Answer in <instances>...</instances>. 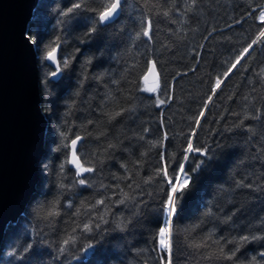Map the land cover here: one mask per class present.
Here are the masks:
<instances>
[{"label": "trees", "instance_id": "obj_1", "mask_svg": "<svg viewBox=\"0 0 264 264\" xmlns=\"http://www.w3.org/2000/svg\"><path fill=\"white\" fill-rule=\"evenodd\" d=\"M74 3L84 6L62 15ZM109 3L39 0L34 10L28 34L46 149L37 189L6 229L0 264H167L158 232L170 186L156 173L165 165L169 176L178 172L189 139L208 155L188 154L192 181L172 219L171 264H187V248L192 264H264V37L223 75L264 29V0H122L119 16L100 23ZM149 19L150 38L142 34ZM57 38L62 72L52 77L45 56ZM153 61L160 88L148 92L143 77ZM76 136L81 162L95 169L81 177L67 162ZM53 204L59 215L48 216Z\"/></svg>", "mask_w": 264, "mask_h": 264}, {"label": "water", "instance_id": "obj_2", "mask_svg": "<svg viewBox=\"0 0 264 264\" xmlns=\"http://www.w3.org/2000/svg\"><path fill=\"white\" fill-rule=\"evenodd\" d=\"M38 2L0 0V247L8 225L24 215L37 189L46 149L48 118L41 107L38 52L25 39ZM71 151L70 145L69 160Z\"/></svg>", "mask_w": 264, "mask_h": 264}, {"label": "snow or ice", "instance_id": "obj_3", "mask_svg": "<svg viewBox=\"0 0 264 264\" xmlns=\"http://www.w3.org/2000/svg\"><path fill=\"white\" fill-rule=\"evenodd\" d=\"M121 2L122 0H111V3H109L107 6H105L103 8V11L98 12V21L100 23H106L110 20H112L119 12L120 7H121ZM193 3H195V0H193ZM84 5L83 3H74L72 4L71 7H69L67 9L66 12H63L62 15L67 16L71 13H74L77 9L82 8ZM259 7V6H258ZM165 15H167V13H165ZM257 19L264 24V8H259V14L257 16ZM96 29L95 28H91L89 29V32H94ZM150 33H151V20L149 19L146 22V27L143 29L142 34L144 36H147L150 38ZM141 35V33H137V36L139 37ZM259 37H264V29H261V31L259 32ZM25 39H27L29 42L31 43H36V41H33L30 35H26ZM258 40H253L251 44L248 45L247 48H245L243 50V52L241 53V55L239 57H237L236 62L233 63L231 65V67L228 69L227 72H225L223 75L224 77H228V75L233 71V69H235L237 67L238 64H240L241 59L244 57L245 54L249 53V49H251L253 47L254 44H257ZM59 48V43H58V38H57V42H56V47L51 48V50L46 52V56L45 59L52 61L55 64V71L51 72L50 75L52 77H57L58 75L61 74L62 72V68L60 65V62L57 59V51ZM69 61L68 60H64L63 61V65L66 68L68 66ZM149 77H151V86H147L149 83ZM146 87H145V91L148 92H156L159 88H160V80H159V75L156 71V63L150 62V66L147 69V73L144 75L143 77ZM223 83V80L221 78H217L215 81V86L212 89V93L213 95H215L217 89H219L221 87ZM209 102H211L212 100V96H209L208 98ZM157 103L158 104H163L165 103L164 100H160L159 98H157ZM205 110L207 109V104L204 105ZM204 111L200 112V117L204 116ZM116 116L120 115L119 112L115 113ZM114 118V117H112ZM197 126H199V119H197L196 121ZM61 136H63V138L65 140L68 139V136L64 133H61ZM166 136V134H165ZM82 138L80 136H76L74 139H72L70 141V145H71V159L69 161H67L68 163H70L71 165L74 166L75 168V176L76 177H81L84 173H91L93 172L95 169L94 167H86L85 165L89 163V161L85 160L84 162H81L79 156H77L76 154V145L78 143V141H80ZM114 145H109L108 147L111 148ZM64 147H68L67 144L64 145ZM185 155L183 157V162L180 163L179 165V170L178 172H174L173 176H169L168 172H167V166L165 165L164 168L162 169H157V175H163L164 177L167 178V183L169 184V191L166 195V200L164 201V205H163V211L167 217L166 221H165V226L161 227L159 229L158 232V245L159 248L164 250L167 253L168 259H167V264H171V254H172V234H173V228H172V219L173 217H175L178 213V207H179V203L180 201H182L184 199V196L186 194V191L189 190V185L191 184L192 181V177L188 174V172L185 171V163L189 160V153H199L203 156H207V150L206 149H201V148H196L193 145V142L191 139H189L188 144H187V148L185 149ZM204 163V161H200V163H197L195 165V168L192 169L193 172L198 171L199 168L201 167V165ZM61 170H63L64 168V164L60 165ZM151 179V178H149ZM173 180H175V182H173ZM78 184L79 185H85L86 184V180L85 179H78ZM61 188L64 187L63 184L60 185ZM125 197H127V193L124 194ZM119 203H124V200H120L118 201ZM71 202H69L70 205ZM104 201L103 200H97L96 204H103ZM77 211H79V209H77ZM48 216H55V215H59V212L56 210V205L53 204L52 209L47 213ZM101 219H103L101 217ZM106 223V221H105ZM120 225H118L119 227ZM96 227H99V225H96ZM83 230L86 232H91L92 231V226L90 223H86L83 225ZM257 237H252V239H256ZM70 239H72L74 241V237H71ZM242 241H246L249 239V237H241L240 238ZM64 244H68L69 240H65L63 242ZM29 248H31V245L28 246ZM94 245L93 244H88L84 251H88V249L93 248ZM195 247H201V245L197 244L195 245ZM64 249H61V251H63ZM238 250V249H237ZM221 255H223V249H221ZM235 255V252H233L231 255H228L226 258L227 259H232V256ZM260 256L262 258H264V253H261ZM253 264H257L256 262V258L253 257L252 258Z\"/></svg>", "mask_w": 264, "mask_h": 264}, {"label": "rangeland", "instance_id": "obj_4", "mask_svg": "<svg viewBox=\"0 0 264 264\" xmlns=\"http://www.w3.org/2000/svg\"><path fill=\"white\" fill-rule=\"evenodd\" d=\"M264 8V7H263ZM254 46V45H253ZM229 76V75H228ZM147 86H151V83H148V85ZM218 90V89H217ZM208 103H209V101H208ZM204 111H205V109H204ZM175 182V181H174ZM162 251H164V250H162ZM183 256H184V258H186V263L187 264H192V262H191V259H190V257H191V255L193 256V251L190 249V248H187V249H185V250H183ZM199 258V257H198ZM43 261V260H42Z\"/></svg>", "mask_w": 264, "mask_h": 264}]
</instances>
